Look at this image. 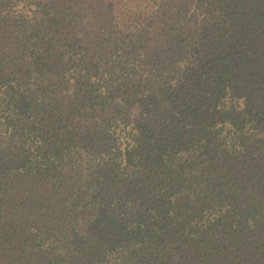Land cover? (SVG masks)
<instances>
[{
	"label": "trees",
	"instance_id": "16d2710c",
	"mask_svg": "<svg viewBox=\"0 0 264 264\" xmlns=\"http://www.w3.org/2000/svg\"><path fill=\"white\" fill-rule=\"evenodd\" d=\"M94 1L0 0V264H264V0Z\"/></svg>",
	"mask_w": 264,
	"mask_h": 264
},
{
	"label": "rangeland",
	"instance_id": "374dc122",
	"mask_svg": "<svg viewBox=\"0 0 264 264\" xmlns=\"http://www.w3.org/2000/svg\"><path fill=\"white\" fill-rule=\"evenodd\" d=\"M100 1L101 0H95L93 5L98 4ZM176 8H177V5L175 3H173L171 5H167L166 7L162 8L161 17L156 19L157 24H161L160 30L164 29V27H175L174 23L170 19V12ZM127 9H128L127 6H124L121 8V7H118L117 3H115L114 10H115V14H117L118 16H121L122 12H125V10H127ZM122 108H126V106H123ZM133 110L138 111V113L136 114V116L134 118L139 119L141 116L140 108L135 107Z\"/></svg>",
	"mask_w": 264,
	"mask_h": 264
}]
</instances>
